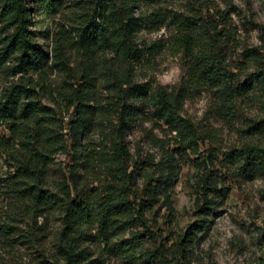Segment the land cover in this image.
<instances>
[{"label": "rangeland", "instance_id": "1", "mask_svg": "<svg viewBox=\"0 0 264 264\" xmlns=\"http://www.w3.org/2000/svg\"><path fill=\"white\" fill-rule=\"evenodd\" d=\"M26 1L36 8L32 31L48 55L44 71L28 76L39 85L37 99L47 108L46 137L51 134L55 138L47 183L50 191L58 193V185L64 176L69 180L74 163L70 123L75 121L76 114L75 107L68 108L72 90L83 88L81 78L88 68L93 78L90 104L95 118L101 119L111 100L104 68L113 54L100 51L95 61L88 63L69 47V67L55 66L56 40L72 35L74 28L94 12L99 0H62L53 17L42 12V3ZM142 10L146 16L159 12L197 17L213 14L216 20L221 14L228 16L237 43L230 58L239 65L234 72L241 84L248 83L257 72L254 62L245 60L246 55L257 50L264 59V0H156ZM173 32L167 21L159 29H144L140 33L141 43L161 42L163 48L155 59L137 67V83H148L153 91L159 87L171 91L181 86L184 60L183 54L173 48ZM12 33L0 24V98L22 83V74H16V55H2L6 38ZM247 87L243 97L228 110L221 107L215 89L194 92L186 101L181 115L199 132V154L181 148L176 132L159 122L149 105L136 113L128 137L131 155L126 167L128 174L134 172L129 183L133 205L129 214L137 221L113 238L114 244L127 241L135 246L136 258L106 247L95 225L89 232L93 238L87 242L91 256L86 264H264V172L247 170L236 157L237 151L248 146L264 149V87L256 82ZM134 106L142 109L139 103ZM110 120L115 121L113 113ZM29 123L35 124V119ZM109 125L107 122V129ZM0 134L13 144L11 152L20 155L19 146L14 150L15 136L10 132V124L0 126ZM101 138L98 128L93 126L82 139L79 170L85 189L102 190L109 182L95 159L94 148ZM6 156L0 157L1 179L17 170L9 169L13 162L7 164ZM206 182L210 186L205 188ZM70 186L73 190L71 183ZM18 196L11 186L0 188V264H47L53 256L59 257L64 214L57 208L34 209ZM141 209L143 217L138 215ZM4 225L8 229L2 231ZM195 228L198 232L193 242L187 244V251H176V245ZM135 235H140L139 241L134 239ZM59 262L64 264L60 257Z\"/></svg>", "mask_w": 264, "mask_h": 264}, {"label": "trees", "instance_id": "2", "mask_svg": "<svg viewBox=\"0 0 264 264\" xmlns=\"http://www.w3.org/2000/svg\"><path fill=\"white\" fill-rule=\"evenodd\" d=\"M61 1L35 0L37 4L42 3V12L52 17L57 15ZM155 1L99 0L94 12L74 28L72 35L56 40L53 50L55 66L69 67L66 54L69 47H73L88 63L95 61L100 51L112 52L113 56L106 60L104 68V82L111 100L101 119L95 118L90 104L93 78L88 68L81 78L83 88L72 90L68 108L75 107L76 114L75 121L70 123L74 137L71 148L74 163L70 168V182L64 176L58 185L59 192L53 193L48 189L47 169L52 163L50 153L56 142L51 134L46 137L49 132L47 108L37 99L36 88L39 85L28 76L31 72H43L48 65V55L36 42L32 31L36 23V8L26 0H0V24L13 30L6 38L2 55H16V74H22V83L0 98V126L10 124V132L15 136L14 150L16 145L22 150L20 155H14L15 152H11L13 144L0 134V157L8 155L7 164L13 162L9 169L17 168L14 173L8 172L7 179L0 178V188L11 186L13 193L34 209L57 208L62 211L65 227L61 232L58 253L64 264H86L91 256L87 242L93 238L89 232L95 225L106 247L136 258L135 246L127 241L114 244L113 238L119 237L137 221L129 214L133 210L129 183L134 172L128 174L126 163L131 155L128 146L130 129L136 122V113L146 110V104L154 110L159 122L176 132L181 148L187 147L194 154H199V132L181 115L191 95L215 89L220 95L221 107L228 110L243 97L249 88L247 85L256 82L264 87V59L257 50L250 51L245 57L246 61L254 62L255 76L248 83L239 82V76L234 72L239 65L230 58L237 43L228 16L221 14L219 20L213 14L197 17L159 12L146 16L142 7ZM167 21L174 28L173 48L183 54L185 76L177 89L170 91L159 87L153 91L148 83L136 82L135 70L155 59L163 43H141L139 35L144 29H159ZM135 103L141 104L142 109H135ZM101 109L104 108L101 106ZM111 113L115 115V121L110 120ZM31 119H35V124L29 123ZM107 122L110 124L108 129ZM93 126L98 128L102 137L94 148L95 159L102 165L109 181L102 190L81 186L80 147ZM236 157L247 170L264 172V149L248 146L237 151ZM3 183L9 185L2 186ZM208 186L210 183L206 182L205 188ZM138 215L143 217L142 209ZM1 229L4 231L8 226ZM197 232L196 228L191 229L176 245V251L186 252L187 244L193 242ZM134 239L139 241L140 235H135ZM59 257L53 256L47 264H59Z\"/></svg>", "mask_w": 264, "mask_h": 264}]
</instances>
